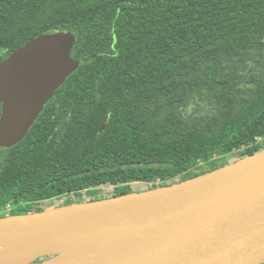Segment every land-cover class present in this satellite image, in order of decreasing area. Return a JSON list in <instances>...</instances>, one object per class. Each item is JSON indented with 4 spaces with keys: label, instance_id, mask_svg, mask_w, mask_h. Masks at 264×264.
Listing matches in <instances>:
<instances>
[{
    "label": "trees",
    "instance_id": "1",
    "mask_svg": "<svg viewBox=\"0 0 264 264\" xmlns=\"http://www.w3.org/2000/svg\"><path fill=\"white\" fill-rule=\"evenodd\" d=\"M55 27L75 33L81 64L0 147V217L171 185L264 148V0H0V63Z\"/></svg>",
    "mask_w": 264,
    "mask_h": 264
},
{
    "label": "water",
    "instance_id": "2",
    "mask_svg": "<svg viewBox=\"0 0 264 264\" xmlns=\"http://www.w3.org/2000/svg\"><path fill=\"white\" fill-rule=\"evenodd\" d=\"M76 39L73 31L55 27L0 63V147L27 136L80 66L72 55ZM108 206L114 216L110 227L121 218L138 224L130 241L119 247L86 244L69 252L39 250L30 264H263L264 148L171 185L2 216L0 240L52 225L61 235L80 237L85 228L103 227ZM137 207L151 211L143 222ZM49 252L61 253L38 261ZM0 264H18L2 246Z\"/></svg>",
    "mask_w": 264,
    "mask_h": 264
},
{
    "label": "bare ground",
    "instance_id": "3",
    "mask_svg": "<svg viewBox=\"0 0 264 264\" xmlns=\"http://www.w3.org/2000/svg\"><path fill=\"white\" fill-rule=\"evenodd\" d=\"M136 211L139 222L145 221L151 213L150 210L138 207ZM102 218V228L96 226L85 228L80 237L61 235L59 227L52 225L32 231L23 230L17 237L0 240V246L11 259L23 260L36 256V252L39 250L69 252L86 244H105L111 247H119L133 238V231L137 228V223L128 222L121 218L116 225L110 227L114 216L109 206L103 207Z\"/></svg>",
    "mask_w": 264,
    "mask_h": 264
},
{
    "label": "rangeland",
    "instance_id": "4",
    "mask_svg": "<svg viewBox=\"0 0 264 264\" xmlns=\"http://www.w3.org/2000/svg\"><path fill=\"white\" fill-rule=\"evenodd\" d=\"M31 36V34H30ZM196 109V106H186L184 108V112L187 113V112H193L194 110ZM259 140H262V138H260ZM240 151H236L234 154L230 155V161H235L239 155ZM134 188L136 189L135 191H140L143 187L146 186L145 183H134ZM105 187L109 192L113 191V187H110V186H103ZM86 200H89V196L87 194H84L83 196ZM76 198V195L75 194H68V195H64L58 199H55L54 201H47V202H43L42 205L44 207H55V206H61V205H65V204H68V202L71 200V199H75ZM61 252H49V253H46L40 260L38 261H43L45 259H49V258H52L58 254H60ZM13 260H16V259H12ZM31 262H36V259L34 258Z\"/></svg>",
    "mask_w": 264,
    "mask_h": 264
},
{
    "label": "built area",
    "instance_id": "5",
    "mask_svg": "<svg viewBox=\"0 0 264 264\" xmlns=\"http://www.w3.org/2000/svg\"><path fill=\"white\" fill-rule=\"evenodd\" d=\"M8 209H10V207H9V206H8ZM6 211H7V210H6ZM4 212H5V211H3L2 213H4ZM2 213H1V214H2Z\"/></svg>",
    "mask_w": 264,
    "mask_h": 264
}]
</instances>
